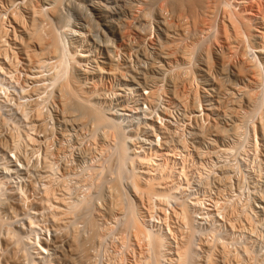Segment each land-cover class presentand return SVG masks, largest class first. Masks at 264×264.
<instances>
[{"label":"rangeland","instance_id":"1","mask_svg":"<svg viewBox=\"0 0 264 264\" xmlns=\"http://www.w3.org/2000/svg\"><path fill=\"white\" fill-rule=\"evenodd\" d=\"M7 1L0 0V23L3 24L0 26L5 28V32L0 28V180H2L0 181L2 185H0V264H18L21 259L22 263L19 264H149L151 254L147 245L142 244L145 241L138 239L136 242L137 238L132 234L131 228H127V222L124 220V217L125 219L127 217L126 212L128 215L127 207L124 206L129 203H132L131 205H134L140 214L145 213V217L148 216L150 227L168 234L166 243L168 252L162 250L165 258L161 256L163 257L161 259L164 264H169L168 257L176 256L177 245L180 244L183 235L189 232L188 227L179 218L173 216V209L180 201L189 205L194 219L191 226L195 228L191 229L195 231L194 236L192 235L195 246L193 245L191 264L209 263L208 252L211 255L214 251L212 257L215 261L219 247L220 250L225 248L223 250H227V253L230 251V255L227 254L229 257L227 260L229 259L230 262L225 257L222 259L226 261L221 259L223 252L221 255L222 250H219L217 262L213 261V263L222 264L224 261L223 264L225 262L242 264L240 260L244 259L243 264H249L247 263L249 261L264 264V150L261 141H258L252 130V125L259 120V111L261 108L264 109V105L259 109L254 106L256 109L253 110H251L253 106L251 109L242 106L240 110L244 107L245 111L243 109L240 112L245 113L247 110L251 112L249 114L247 112L245 117L241 113L240 120L238 116L235 118L229 113V80L223 91L219 90L218 75L214 74V81L213 79L209 81L211 78L204 72L207 69L203 65L204 60H199L203 57L202 52L210 48L213 40L199 37L194 41L197 48L195 47L192 59L188 61L182 59L177 53V47L187 45V40L183 39L179 42L176 39L178 31L168 32L157 25L155 21L158 18L157 14H150V19L140 20L137 16L141 14L142 8L137 1H131L132 6L130 3L126 7L118 2L122 0H115L118 5L112 0L105 2V5L110 3L111 12H107V15L108 19L115 23L113 25L116 33L100 24L99 10L92 11L91 6H88L92 3L90 0H79L84 7L87 5L84 11L81 10L82 14L74 12L72 0H61L60 7L66 14L70 13L68 22H73L72 25L68 22L64 25L62 21L60 24L59 20L54 18L51 19L54 20L53 24L50 20L52 26L56 28L55 32L61 33L57 36L60 40L66 41L65 48L69 49L65 52L68 55L63 56V61L71 67L69 71L77 67L75 61L82 63V72L97 70L95 75L91 72L75 73V79L84 83L88 94L93 92L94 96L92 95L91 98L95 106H100V110L106 115L114 117L117 123L120 122L119 126L122 128L119 129L121 132L123 130L127 155L132 156L137 154V151L142 156L154 155L155 157L151 158L154 163L159 164L158 168L162 167L160 173L172 167L169 175L172 177L167 178L165 182H173V180L176 182H173L176 185L174 191L171 189L175 194H170L171 196L165 199L152 198L153 201L155 200L154 205L157 203L154 206L153 202L150 203L151 200L148 203L145 196L136 194L132 187L131 173L135 172L143 177L149 174L146 167L138 163L137 159L134 163L128 162V159L126 161L128 163L124 164L122 175H116L115 139L112 140L109 125L95 128L91 120L80 117L78 112L64 113L57 100L58 87L62 79H58L54 85L51 78L55 74L53 71L61 70L59 60L55 61L53 67L46 63L43 64L46 66L38 67L28 60L26 35L32 17L28 7L31 3L34 6L43 4L41 7H44V17H50L49 7L54 0L32 2L21 0L23 3H17L16 0L13 6L10 5L11 1ZM97 1L103 3V0ZM226 1L230 2H228L229 6H235L233 9H240L244 17L251 19L252 31L259 36L253 37L248 49L254 57L262 61H260L261 69L264 72V59L253 47V43L261 41L264 32V0ZM36 2L37 5L34 4ZM74 2L77 3L78 0ZM112 5L115 8H112ZM161 5L162 2L158 1L154 7L158 8ZM11 8L13 11L16 8L19 19L15 20L9 14ZM40 18L42 19L43 15L39 16L38 21H41ZM219 18L220 15L217 16V20ZM159 20L158 18L157 21ZM141 22L147 25L145 29L142 28ZM69 29L75 33L68 32L71 31ZM141 35L145 37L147 48L153 50L152 57L151 54L146 56L137 51L133 46ZM175 39L178 41L177 44L173 41ZM103 43L111 45L114 58L112 65L106 57ZM159 48H165L169 56L167 54V58L152 59L155 56L153 55L155 49ZM78 53L87 56L80 59ZM153 62L155 65H152ZM209 64L213 68L218 66L213 54L209 58ZM200 66H203L201 67L203 71L199 69ZM110 68L114 69L111 74L107 73L112 70ZM250 81L251 78L246 79L248 84ZM261 87L257 92L260 95L264 92V86ZM152 93L154 97L148 99ZM37 102L39 108L41 105L40 109L45 118L43 120L45 129H42L36 117L34 105ZM243 117L244 121H242ZM239 121L244 123L239 125ZM236 123L239 125L237 132ZM113 129L111 128V131ZM115 182L120 184L123 193L120 206H123L126 212L124 210L123 212L122 207L118 205L116 208L113 199L109 200L113 194L110 197L111 191L109 192L108 189ZM63 185L70 187V195L65 192V195L66 193L68 195L64 197L65 201L71 196L72 204L73 202L78 204L79 207L76 209L78 210L81 208L79 203L83 200L82 207L88 209H81L88 212L84 210L81 212L83 211L84 215L91 214L89 218L93 216L91 219L96 218L95 221L98 219L96 222L99 224H96L101 226L97 231L100 236L96 234L97 232L95 236L92 235L88 218L84 219L85 216L81 212L80 215L76 214L77 211L74 212L76 204H71V207L75 206V208L68 215L74 212L72 214L74 216L70 217L75 219L69 218L67 220L69 222L62 223L64 227L60 226V228L65 234L58 230V233L60 232L58 237L62 234L59 239L61 240L63 236L65 238L61 241L58 239L59 247L55 246L57 243L51 236L53 221L50 219L52 212L58 210L55 207L59 203L60 207L64 204L59 200L57 202L55 198L61 197L60 189L63 190ZM65 187L64 191H67L68 187ZM9 188L15 192H12L14 194L17 191L20 198L24 195L21 199L22 208L25 209H18L14 205V208L12 207L8 196L11 193ZM8 190L9 194L6 193ZM42 195L44 198L47 196V200L43 204L44 209L42 207L39 209L35 206L34 200ZM89 198L90 200H87ZM7 199H9L8 205ZM84 199H86L85 204ZM86 201H89L88 204ZM70 203L71 201L67 205L70 206ZM236 203L242 208L240 209L242 213H239L238 219L237 217L235 220L228 219L229 209L231 206L237 207ZM148 204L153 205V208H149ZM159 205L163 209L159 210L157 208ZM247 211L248 214L251 213V217L248 216ZM243 213L249 219L244 217ZM250 220L256 222L250 223ZM122 227L123 230L126 228L125 232L131 234L122 232ZM13 230L16 238L12 237ZM7 236L14 242L9 240V244L7 241L9 248L4 242ZM213 239L216 248L219 245L216 240L222 243L224 241L226 247L225 244L223 246L221 244L216 250L210 245L209 240ZM207 240L210 244L206 245ZM38 242L44 243L47 252L37 253L35 246ZM75 244L85 249L84 254L82 249L80 253L77 247L75 250ZM209 245L213 246L214 251ZM227 245L232 249H228ZM5 247L8 250H5ZM242 249H247L248 252ZM14 250L15 260L11 254H14ZM234 253L236 254L233 255ZM19 254L23 257L21 258ZM233 256H236L235 258L239 256L240 260L238 257L233 261ZM17 257L18 260L20 257L19 262L16 261ZM248 259L252 261H247ZM219 260H222L221 263Z\"/></svg>","mask_w":264,"mask_h":264},{"label":"bare ground","instance_id":"2","mask_svg":"<svg viewBox=\"0 0 264 264\" xmlns=\"http://www.w3.org/2000/svg\"><path fill=\"white\" fill-rule=\"evenodd\" d=\"M10 1H11L10 5H12L16 2L21 3L23 0L22 1L19 0V2H18V0L17 1L16 0H8L7 2H10ZM28 1L32 2L33 0H28ZM75 1H77V0H75ZM90 1L92 3L88 4V6H91L90 8L92 9V11L94 12L96 10H99V14L101 15V23L100 24L103 25L107 30L109 29V30L115 31V33H116L117 31L115 29V26L113 25L115 23H113V21L109 20L108 15H107V12H111V10H109V9H111V8H109L110 3L105 5V2L108 3L110 0H103V3L102 2L100 3L97 0L96 1L90 0ZM131 1L139 2L140 6L142 8L141 14L137 16L138 18H140V20H147L149 18V16L151 17L150 14H157L158 16L156 15V17H158L160 19L159 21H157L158 18H157V20H155L157 25H160V27L162 26L163 29L165 31H168V32L173 31V30L178 31L176 33V36H177L176 39L179 40V42L182 41L183 39L187 40V42H186L187 45L179 46V48L177 47V53H179L180 57L182 59L184 58L186 61L192 59V57H191L192 55L194 56L195 50L197 48L196 42H194L195 40H197L199 37H202V36L206 37L207 39H211V41L213 40L211 42L210 48H207L202 52L203 57H200L199 60H204L203 65H204V67L207 68L204 72L207 73V76H209L211 78V79H209V81H211L212 79H213L212 81H214V77H215L214 74L218 75L217 86L219 87V90L223 91V87L225 86L226 82H228V80H229V82H228L229 83L228 84V86H229L228 87V89H229L228 101H230V107L228 109H229V113L231 115H234L235 118L238 116L237 118L239 119L240 116H242V114L245 117V114L247 112L249 114L251 112V110H253L254 108L256 109V107H254V106H257L259 109L260 106L264 105V92H262L263 94L260 92L261 95L259 93H257L262 88L261 86L262 85L264 86V72L261 69V63H260L261 60L254 57V55H252V53H250L251 50L248 49L251 46L250 41H252L253 37L259 36V35H255L253 33V31H252L253 27H252V23L250 21L251 19L244 17L243 14L241 13L242 11L241 12L239 11L240 9L237 8L239 11V12H237L236 11L237 9H233V7H235L234 5H233V7H232V5H230L231 6V8H230V6H229L230 2L228 1L229 2L228 3L226 0H122V1H118V2H121V4L123 3L126 7V6H128V4L131 3ZM158 1H161L162 5L159 6L158 8H155L156 7L155 4ZM112 2L116 3L117 1L112 0ZM51 3H52V5H50V7H49V13L51 15L50 17L49 16L44 17L45 16L44 7L43 8L41 7V6H43V4L37 5V2H36L34 4H36L37 6H34L31 3V6L28 7V9H30L29 11H30V14L32 16V17L30 16L31 17V23H30L31 26L28 29L27 35H26L27 40H28L26 50H27V52H29V54H28L29 62H31L33 65L38 66V67L39 66L42 67V65L45 63L48 65L50 64V66L52 65V67H53V66H55L54 65L55 61L59 60V63L61 65L60 66L61 70L53 71L55 74L51 77V78H53L52 84H54V85L56 84L58 79H62L61 84L58 87L57 100L60 102L64 113H70L71 111L78 112L80 117L87 118V119L91 120L93 125L95 126V128L106 127L107 125H109V130H110L109 132H112L111 133L112 140L115 139V143H114L115 147L114 148H116V157H117V164H116L117 166H115V167H117L116 168V175L117 176L122 175V172L124 169L123 168L124 164L126 165V163L132 162V161L134 163L135 159L138 160V163H140L141 165L146 167L147 173H149L148 176H146V177L140 176V174H138V173L136 174L135 172L131 173L133 175V178H132V180L131 179L130 180L133 182L132 187H133L134 191L136 192V194L145 196L147 202L149 203V201L151 200L150 203L152 204V202H153V205H154L155 200L153 201L152 198L165 199V198L171 196L170 194H175V192H173L174 189L176 188V185L173 183L175 181L173 180V182L172 181L165 182V181H167V178L172 177V176L169 177V175L172 171V167L171 168L169 167L163 173H160L159 171L162 167L158 168L159 164L154 163L153 158H151L154 156L153 154H152L153 156H150V155L149 156H142L137 151V154H134L132 156L127 155V148H126L127 144H125V141H124L125 139L123 138L124 137L122 134L123 130L121 132V129H119V127L122 128V126H119L120 122L117 123L118 121H116L114 119V117L112 118L111 116L106 115L105 112L100 110V108H99L100 106L99 107H97L98 105L95 106L94 105L95 103L93 104L94 101L92 102V98L94 96L93 92L88 94V90L85 88L84 83L80 82L78 79L77 80L75 79L76 78L75 73L81 74V73H86V72H91V71L82 72L81 71V70H83L81 68L82 63L77 62V61H75V63L77 64V67H74L73 70L71 69V71H69L71 68L70 65H68L67 63H65L63 61V58H64L63 56L68 55L67 53L65 54V52H68L69 49L67 48L68 49L67 50L65 48L66 44L64 45V42L66 43V41H64L63 39L62 40L59 39L60 37H58V36L61 33H57V31L55 32L56 28L54 27V25L52 26V23H51V21L53 22L54 20H51V19L54 18L56 20H59V22L62 21V22H64L63 24L65 25L68 22V15L70 17V13H68L69 11H66L68 13V14H66L65 11H62V9L60 7L61 0H54ZM71 3L73 4L72 7L74 8V12L76 11V14H80V13L82 14V11H84L85 7L87 6V5H85V7H84L82 4L79 3V0L77 3L74 2V0H72ZM132 3H131V6H132ZM113 5H112V8H115ZM117 5H116V7H117ZM83 7H84V9H82ZM15 9H14V11H15ZM9 10H11L9 12V14H11L13 19L16 20V19L20 18L17 14L18 12H16L17 10L15 11L16 13L12 10V8ZM112 10H114V9H112ZM41 14L43 15V18L42 19L40 18L41 21H38L39 16L42 17ZM219 15H220V18H219V20H217V16H219ZM36 16L38 18H36ZM167 17L169 18L168 20L166 19ZM174 18H175V22H173ZM71 23H73V22L70 21L69 24H71ZM53 24H54V22H53ZM60 24H61V22H60ZM63 24H62V26H63ZM1 25H3V24H1ZM67 26H68V24H67ZM141 26L143 29H145L147 25H145V24H143V22H141ZM3 27L0 26V28L3 30V32H5V28H3ZM67 28H69V26ZM263 28H264V21H263ZM71 29H73V28L71 27ZM71 29H69V30H71ZM243 31H245V33H243ZM68 32L75 33V31H73V30L68 31ZM72 33H71V35H72ZM246 35H247V37H246ZM249 36H250V38H249ZM95 37H97V36L95 35ZM263 37H264V32H263V36H261V41L253 43V47L255 48V52H257L259 55H261V57L264 59V39H263ZM176 39L173 41H174V43L177 44L178 41ZM188 39H190V40H188ZM135 42L136 43L133 46H135L137 51L142 52L146 56H149L151 54L150 57H152V51L153 50L150 51L147 48V45L145 44L144 35H141L139 37V39L136 40ZM69 44H70V41H69L68 45ZM213 44H215V45H213ZM37 47L39 49H36ZM68 47H70V46H68ZM110 47H111V45L109 43H105L103 45V49L105 50L106 57L108 60H110V65H112V61L114 60V58L112 55L113 53H111L112 51H111ZM65 49H66V51H65ZM249 50H250V52H249ZM84 51H86V50H84ZM165 51H166L165 48L155 49V53L153 54L155 56H153L152 59H154V57L157 59H159L161 57L167 58V54L169 56V53H167ZM78 54H79L78 57L80 59L87 56L84 53H78ZM211 54H213V57L215 59H217L218 66H214V68L212 67L211 64H209V58H211ZM61 59H62V61H61ZM152 65H155L154 62ZM43 66H46V65H43ZM201 67H203V66H200V68L199 67L198 68L202 70ZM95 69H97V67ZM99 69H101V68H99ZM110 69H112V68H110ZM113 70L114 69L109 70L110 72H107V73L111 74V73H113ZM95 71L97 72V70H95ZM96 72H91V73H94V75H95ZM248 78H251L250 84H248L246 82V79H248ZM153 97H154V93H152L148 97V99H151ZM95 102H97V101H95ZM34 106H35V111H36V117L39 120L42 129H45L46 125L45 126L43 125V120L45 118L43 117L42 111L40 109L41 105L39 108L38 102H37ZM242 106H245L246 107L245 109H247L248 107L251 109V106H253V107L251 110L249 109L250 112L247 110L245 113H242V112H240V111H243V109H244V107H243V109L240 110V108ZM101 109H103L102 106H101ZM245 109H244V111H245ZM259 112H260L259 113V120L257 121V123L252 125V130L254 132L253 134H256L258 141L259 140L261 141V143H262L261 146L263 147V150H264V109L261 108V110ZM244 120H245V118L242 121H244ZM242 123H244V122H240L238 124L240 125ZM44 124H45V122H44ZM239 125H237V123H236V130H235V128H233L236 132H237V126H239ZM241 127H242V125H241ZM95 128H94V130H95ZM111 128H114L113 129L114 133H113V131H111ZM238 129L240 130V127H238ZM235 134H237V133H235ZM128 159H129V161L126 162ZM117 178H116V180L118 181L119 178L118 179ZM0 181H2V180H0ZM65 185H67V184H65ZM64 187H63V190L60 189L62 194L64 193L63 195H65V192H68V195H70V193H69L70 187L69 186H66L68 188L65 187L67 189V191L66 190L64 191ZM97 188H99V187H97ZM10 189L11 188H9V190ZM110 189H108L109 192L110 191L112 192V193L110 192V197H111V194H113V197H111V199H109V200L113 199L112 201L115 203L114 204L115 207H116V205L120 206L122 196H123L122 190L120 188V184L118 185V183L115 182L113 185H111ZM171 189L173 191H171ZM9 190L6 191V193H8ZM12 192H14V191L12 190L11 193L9 192L10 194L8 193L12 207L14 205V207H16L18 209L19 208H21L22 210L25 209V207L22 208L23 203H22V199H21V198H23L24 195L21 194L22 197L20 198L17 195V191H16V194H14L15 192L14 193H12ZM18 194L20 195V193H18ZM62 194H60L61 197L56 196L55 198H56L57 202L61 201V204L62 203H64V204L62 205V207H60V205H59L60 203H59L58 204L59 207H58V205H57V207H55L56 209L58 208V210L56 212H52L51 219H50L53 221L52 222L53 223L52 228H51L52 229L51 236H53L55 238L56 243H57V240L62 235L61 234L58 237V234L60 232H62V230H63V229L61 230V228L64 227V226L62 227V225H64L62 223H65V221L69 220V218H72L70 216H74L72 214L76 211L78 212V210H80V211L78 213L76 212V214L80 215L81 210H84L81 208H85V207H82L83 206V203H82L83 200H81V203H79L81 208L76 210L77 207H79V206H77L78 204L75 203L76 208H75V206H73V208H75V211L73 213L71 212V215L70 214L68 215V213H70V211L74 210L71 207V204H72V200L70 199L71 196H69V198H68L71 201L70 206H69L67 204L70 201L68 202V199H67V201H65V199H64V197H68L67 193H66L67 196L66 195L63 196ZM37 197H39V196H37ZM41 197H39L38 199H36V197H35L34 199H36V200L32 199V200H34L35 206L39 207V209H40V207L43 208V204H44V202H46L45 200H47V196H45V198H44L42 195ZM57 198H60L61 200L57 199ZM9 199H7V201H8V203H6L7 205L9 204ZM85 200L86 199H84V204H85ZM87 200H90V198ZM177 201H176V203H177ZM87 202H89V201H86V203ZM113 202H111V203H113ZM159 203H160V201H159ZM73 204H74V202H73ZM131 204L129 203L127 206H124L125 208L127 207L128 215H127V212L125 211L124 207L120 206V208L122 207V211L124 210L126 212V216H127L126 219L127 220L125 219V217H124V220H125V222H127L126 223L127 228H129V227L131 228V230L133 232L132 234L134 235V237L137 238V239L135 238L137 240L136 242H138V239H140V241L144 240L146 242V243L144 242L142 244H146L148 247V250L150 251L149 253L151 254L150 255L151 257L149 256V259H150V260H148L149 264H164L161 258H163V257L165 258V256H163L164 255L163 253L168 252V249L166 251L167 238H169L168 234L166 232L154 230L152 227H150L149 219L147 218L148 216L145 217V215H144L145 213L140 214V212L137 211L135 206L131 205ZM155 204L157 205V203H155ZM45 205H46V203H45ZM45 205H44V207H45ZM156 205H154V206H156ZM236 205H237V203H236ZM244 205H242V207ZM24 206H25V204H24ZM148 206H149V204H148ZM152 206H149V208H151ZM175 206H176V208L173 209V216L176 217V219L179 218L180 221L185 226L188 227L189 232H187L186 235H183L184 237H182V238L180 237L181 238L180 244L177 245L178 247L175 246V247H177L176 256L175 257H168L169 260H167V261H169L168 262L169 264H191V262H192L191 258H193V255H192L193 245L195 246V241L192 240V238L194 239V237H192V235L194 234L195 231H193L191 229V228H195L194 226H191L192 222L194 221L193 217L191 216L192 211L190 212L189 205H187V203L182 202V201L178 202L177 205H175ZM231 207H230L229 212H228V219H231V220L234 219L235 220L236 217L238 219V217H240V216H238L240 213V209H242V208L238 205H237V207H235V206L232 208ZM69 208H72V210L71 209L69 210ZM157 208L159 210L163 209L160 205H159V207L157 206ZM15 210L17 211V209H15ZM86 211L84 210V212H86ZM150 211H152V209ZM245 211L246 210H243V212H245ZM19 212H20V210H19ZM81 213H83V211ZM241 213H242V211H241ZM246 213L248 214V211ZM76 214H75V216H76ZM243 214L245 215L244 217H248L251 215V213L248 214V216H246L245 213H243ZM83 215H84V213H83ZM87 215H84L85 218L84 217L83 218L84 219L88 218L87 221H89L88 224L90 225L92 235L95 236L94 234H95V232L99 231V226H100V225L97 226V224H99L96 222L98 219L95 221L96 218L91 219L93 216L91 218H89V215L91 216V214H89L88 216ZM76 217H78V216H76ZM240 219L241 218H239V220ZM246 219H244V220H246ZM248 219H249V217H248ZM250 219L253 220L254 218H250ZM0 220H1V218H0ZM252 220H250V223ZM1 222H3V221H1ZM67 222H69V221H67ZM84 222H86V221L84 220ZM255 222H253V223H255ZM86 224H87V222H86ZM123 225L125 227V224H123ZM60 226H61V228H60ZM175 226L177 227V225H175ZM96 227L98 230H96ZM124 227H122V232L127 231V230H125L126 228L124 229L125 231L123 230ZM180 228H178V230H180ZM58 230H61V231L58 233ZM100 230H101V228H100ZM131 230H129V231H131ZM10 231H12V230H10ZM171 231H173V230H171ZM171 231H170V233H171ZM175 231H176V229H175ZM62 233H63V235L65 234L64 232H62ZM125 233L128 235L131 234V232H125ZM8 234H9V236H11L10 233H8ZM11 234H12V237L15 236V238H16L15 231H14V235L12 232H11ZM96 234L99 235V232H97ZM19 236H18V238H19ZM7 237L5 238L4 242L8 245V242L10 244V241L13 242V240H10L11 237H8V238ZM15 238H13V239L15 240ZM63 238H65V237L63 236L61 238V240H64ZM17 241L21 242L18 239H17ZM209 241L211 244L208 243ZM209 241L207 240V242H205L206 245H207V243L210 245H213V243H215V242H212V241H214V239L209 240ZM217 241H218L217 244H219L217 246V248L221 244H222V246L225 244L223 240H221V241H223V243L219 242V240H216V242ZM42 242H44V241H42ZM42 242H41V244L38 242L39 244L37 243L35 246L38 254L39 253L43 254V253L47 252V249L44 246V243H42ZM57 244H55V246L59 247V244L58 245ZM70 246H72V245H70ZM213 246L217 250L215 244ZM213 246H210L209 248H211V250H212ZM6 247L4 248L5 250L7 249ZM9 247L10 246L8 245V248ZM11 247H13V246H11ZM75 247H77V245L74 246V248ZM80 247H77L79 249V252L78 251L77 252L80 253V251H81L80 249H82L83 254H84L85 249L83 247H81V248ZM164 247H165V250H164ZM225 247H226V244H225ZM227 247H228V245H227ZM229 247H228V249H232ZM77 248H75V250ZM209 248H207V249H209ZM219 248H218V252H220L221 250L222 251L220 252V254L223 252L222 253L223 255L221 254L222 255L221 259L225 257L227 260V258H229L227 256V254L230 255V253H229L230 251L227 253V250L224 251L225 248H222L221 250ZM72 249H73V247H72ZM244 250L247 251V249H244ZM212 251H214V250H212ZM15 252L16 251L14 250V254L11 253L14 260L16 257ZM73 252H74V250H73ZM214 252H212V253H214ZM218 252H216L217 253L216 259H218V254H219ZM17 253H18V251H17ZM212 253L210 255V253L208 252L207 260L209 261V263H207V264H216V263H213L214 258L212 257ZM235 254L236 253H234L233 255H235ZM14 255H15V257H14ZM173 255L174 254L172 253V256ZM12 256H11V258H12ZM83 256L84 255H82V257ZM161 256H163V257H161ZM20 257L22 258L23 256L20 255ZM20 257H19V260L17 257L16 261L19 262ZM233 257H234V258H232L233 261L234 260L236 261L239 256L237 258H235L236 256H233ZM216 259H215V261L217 262ZM241 259H242V257H241ZM222 260L226 261L225 259H222ZM238 260H240V257ZM243 260L244 259L240 260V262L242 261V264H243ZM249 260L252 261V259H248L247 261H249ZM221 261L219 260L220 263H221ZM224 261H222V262L224 263ZM20 262L22 263V259ZM229 262H230V260H229ZM246 262L244 261V263H246ZM247 263H249V264L254 263L255 264L254 261H252V263L250 261ZM225 264H227V263L225 262ZM235 264H237V262Z\"/></svg>","mask_w":264,"mask_h":264}]
</instances>
